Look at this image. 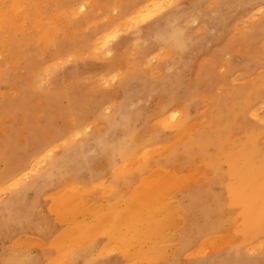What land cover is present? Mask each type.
<instances>
[{"label": "rangeland", "instance_id": "1", "mask_svg": "<svg viewBox=\"0 0 264 264\" xmlns=\"http://www.w3.org/2000/svg\"><path fill=\"white\" fill-rule=\"evenodd\" d=\"M263 39L264 0H0V175L24 167L0 182V264H126L130 243L143 248L138 227L110 233L116 250L101 254L103 243L87 257L56 239L62 196L69 222L93 220L114 182L116 199L156 195L144 247L159 241L169 257L142 264H264ZM169 171L186 184L158 173Z\"/></svg>", "mask_w": 264, "mask_h": 264}, {"label": "bare ground", "instance_id": "2", "mask_svg": "<svg viewBox=\"0 0 264 264\" xmlns=\"http://www.w3.org/2000/svg\"><path fill=\"white\" fill-rule=\"evenodd\" d=\"M88 1H90V0H88ZM172 1V0H171ZM85 2V1H84ZM151 2V1H150ZM161 2H162V0H161ZM89 3V2H88ZM94 3V2H93ZM145 3H147V2H145ZM159 4V3H158ZM155 5V4H154ZM159 5H161V4H159ZM78 7V6H77ZM102 7V6H101ZM146 7V6H145ZM148 7V6H147ZM155 7V6H154ZM153 8V7H152ZM156 8V7H155ZM80 9V8H79ZM75 10H76V8H75ZM78 10V9H77ZM140 10V9H139ZM159 10H160V8H159ZM151 11V10H150ZM156 11V10H155ZM158 11V10H157ZM74 13V12H73ZM72 13V14H73ZM74 15V14H73ZM137 16V15H136ZM126 19V18H125ZM139 19V18H138ZM163 19V18H162ZM136 21V20H135ZM159 24H160V22H159ZM159 26V25H158ZM111 31V30H110ZM107 39V38H106ZM101 40V39H100ZM264 40V39H263ZM101 46V45H100ZM263 57V56H262ZM263 61V60H262ZM259 62V61H258ZM260 63V62H259ZM264 63V62H263ZM258 64V63H257ZM263 68V67H262ZM169 69V68H168ZM257 71V70H256ZM173 77V76H172ZM175 78V77H174ZM173 78V79H174ZM150 80V79H149ZM148 80V82H150ZM260 80V79H259ZM261 81V80H260ZM249 82V81H248ZM41 83V82H40ZM206 83V82H205ZM255 83V82H254ZM257 83V82H256ZM262 83H264V82H262ZM248 85V84H247ZM261 86H263V85H261ZM155 87H156V85H155ZM169 87V86H168ZM173 87V86H172ZM170 88V87H169ZM247 88V87H246ZM148 89V88H147ZM168 89V88H167ZM254 89V88H253ZM257 88H255V90H256ZM153 90V89H152ZM252 90V89H251ZM158 91H159V89H158ZM264 91V90H263ZM145 93H147V92H145ZM259 93V92H258ZM203 94V93H202ZM249 94V93H248ZM263 94V93H262ZM229 95V94H228ZM252 95H253V92H252ZM161 96V95H160ZM175 96V95H174ZM196 96V95H195ZM249 96V95H248ZM256 96V95H255ZM258 96V95H257ZM263 96V95H262ZM251 97V96H250ZM264 97V96H263ZM176 98V97H175ZM207 98V97H206ZM164 99V98H163ZM162 99V100H163ZM198 99V98H197ZM225 99V98H224ZM224 99H222V100H224ZM247 99H249V98H247ZM255 99H257V98H255ZM254 99V100H255ZM160 100V99H159ZM196 100V99H195ZM194 100V101H195ZM199 100V99H198ZM246 100V99H245ZM156 101V100H155ZM183 101V100H182ZM186 101V100H185ZM240 101V100H239ZM253 101V100H252ZM257 101V100H256ZM180 102V101H179ZM221 102V101H220ZM168 103H170V102H168ZM182 104V103H181ZM194 104V103H193ZM180 105V104H179ZM187 105V104H186ZM249 105V104H248ZM251 105V104H250ZM142 106V105H141ZM208 106V105H207ZM229 106V105H228ZM243 105H241V107H242ZM179 107H183V106H179ZM235 107V106H234ZM239 107V106H238ZM165 109V108H164ZM205 109V108H204ZM235 109V108H234ZM239 109V108H238ZM181 110H183V109H181ZM153 112V111H152ZM166 112V111H165ZM197 112V111H196ZM249 113V112H248ZM165 114V113H164ZM172 114V113H171ZM203 114V113H202ZM201 114V115H202ZM251 114V113H250ZM2 114H0V116H1ZM178 115V114H177ZM177 115H175L176 117H177ZM182 115V114H181ZM180 115V116H181ZM143 116H144V114H143ZM160 116V115H159ZM189 116H190V114H189ZM200 116V115H199ZM250 116V115H249ZM145 117V116H144ZM185 117V116H184ZM184 117H183V119H184ZM197 117V116H196ZM4 118V117H3ZM6 118V117H5ZM8 118V117H7ZM70 118V117H69ZM146 118V117H145ZM178 118V117H177ZM180 119V118H179ZM181 120V119H180ZM201 120V119H200ZM207 120V119H206ZM159 121V120H158ZM163 121V120H162ZM165 121V120H164ZM170 121V120H169ZM205 121V120H204ZM66 122V121H65ZM192 122V121H191ZM199 122V121H198ZM208 122V121H207ZM67 123V122H66ZM69 123V122H68ZM84 123V122H83ZM193 123V122H192ZM195 123V122H194ZM201 123V122H200ZM199 123V125H201ZM220 123V122H219ZM222 123V122H221ZM136 124V123H135ZM196 124V123H195ZM151 125V124H150ZM181 125H182V123H181ZM198 125V126H199ZM69 126H71V124L69 125ZM73 126V125H72ZM172 126H174V125H172ZM196 126V125H195ZM205 126V125H204ZM73 127H75V126H73ZM78 127V126H77ZM77 127H75V128H77ZM80 127V126H79ZM150 127V126H149ZM161 127V126H160ZM197 127V126H196ZM202 127V126H201ZM2 128V127H1ZM179 128V127H178ZM177 128V129H178ZM190 128H191V126H190ZM189 128V129H190ZM223 128V127H222ZM222 128H220L221 130H222ZM120 129V128H119ZM152 129V128H151ZM170 129V128H169ZM173 129V128H172ZM176 129V130H177ZM187 129V128H186ZM193 129H194V127H193ZM215 129V128H214ZM219 129V130H220ZM73 130V129H72ZM226 130V129H225ZM187 131V130H186ZM223 131H224V129H223ZM255 131V130H254ZM71 132V131H70ZM162 132V131H161ZM160 132V133H161ZM174 132V131H173ZM177 132V131H176ZM179 132H180V130H179ZM74 133V132H73ZM72 133V134H73ZM118 133V132H117ZM185 133V132H184ZM215 133V132H214ZM225 133H226V131H225ZM235 133V132H234ZM68 134V133H67ZM71 134V133H70ZM186 134V133H185ZM216 134V133H215ZM214 134V135H215ZM236 134H237V132H236ZM258 134V133H257ZM138 135V134H137ZM136 135V136H137ZM156 135V134H155ZM224 135H226V134H224ZM255 135V134H254ZM68 136V135H67ZM66 136V137H67ZM69 136H71V135H69ZM231 136V135H230ZM249 136V135H248ZM174 137H175V135H174ZM184 137V136H183ZM245 137V136H244ZM69 138V137H68ZM67 138V139H68ZM185 138V137H184ZM215 138V137H214ZM105 139V138H104ZM159 139V138H158ZM163 139V138H162ZM168 139V138H167ZM219 139V138H218ZM223 139V138H222ZM72 140V139H71ZM138 140V139H137ZM151 140V139H150ZM155 140H157L156 138H155ZM160 140V139H159ZM178 140V139H177ZM242 140V139H241ZM244 140V139H243ZM104 141V140H103ZM158 141V140H157ZM54 142V141H53ZM146 142V141H145ZM147 142H149V141H147ZM146 142V143H147ZM163 142H164V140H163ZM166 142V141H165ZM169 142V141H168ZM171 142V141H170ZM145 143V144H146ZM202 143V142H201ZM232 143V142H231ZM235 143V142H234ZM50 144V143H49ZM48 144V145H49ZM163 144V143H162ZM227 144V143H226ZM236 144V143H235ZM239 144V143H238ZM52 145H54V144H52ZM161 145V144H160ZM189 145V144H188ZM187 145V146H188ZM152 146V145H151ZM180 146V145H179ZM178 146V147H179ZM219 146V145H218ZM231 146V145H230ZM153 147V146H152ZM227 147V146H226ZM260 147V146H259ZM166 148V147H165ZM180 148V147H179ZM189 148V147H188ZM195 148V147H194ZM207 148V147H206ZM229 148V147H228ZM44 149V148H43ZM42 149V150H43ZM50 149V148H49ZM52 149V148H51ZM163 149V148H162ZM175 149H176V147H175ZM191 149H192V147H191ZM212 149H214V148H212ZM227 149V148H226ZM139 150V149H138ZM149 150V149H148ZM165 150V149H164ZM210 150H211V148H210ZM209 150V151H210ZM225 150V149H224ZM241 150H243V149H241ZM155 151V150H154ZM154 151H151V152H154ZM163 151V150H162ZM188 151V150H187ZM191 151V150H190ZM70 152V151H69ZM135 152V151H134ZM185 152V151H184ZM218 152V151H217ZM250 153H251V151H249ZM39 153V152H38ZM47 153V152H46ZM50 153V152H49ZM194 153H196V152H194ZM219 153V152H218ZM141 154V153H140ZM174 154H177V153H173V155ZM230 154V153H229ZM35 155V154H34ZM115 155H117V154H115ZM136 155H137V153H136ZM142 155V154H141ZM154 155V154H153ZM171 155V154H170ZM170 155H168V156H170ZM186 155V154H185ZM207 155V154H206ZM50 156V155H49ZM62 156H64V155H62ZM133 156V155H132ZM200 156V155H199ZM205 156V155H204ZM45 157V156H44ZM140 157V156H139ZM153 157V156H152ZM184 157V156H183ZM194 157V156H193ZM202 157H203V155H202ZM34 158V157H33ZM32 158V159H33ZM42 158V157H41ZM115 158V157H114ZM118 158V157H117ZM126 158H128V157H126ZM130 158V157H129ZM154 158V157H153ZM158 158H160V157H158ZM157 158V159H158ZM171 158L173 159V156H171ZM124 159V158H123ZM151 159V158H150ZM162 159H164V158H162ZM175 159V158H174ZM180 159V158H179ZM178 159V160H179ZM185 159V158H184ZM199 159V158H198ZM39 160H41V159H39ZM142 160V159H141ZM167 160V159H166ZM176 160V159H175ZM182 160V159H181ZM14 161V160H13ZM152 161V160H151ZM180 161V160H179ZM196 161V160H195ZM200 161V160H199ZM198 161V162H199ZM44 162V161H43ZM123 162H125V161H123ZM132 162H133V160H132ZM153 162V161H152ZM155 162V161H154ZM176 162V161H175ZM182 162V161H181ZM201 162V161H200ZM256 162V161H255ZM255 162H253V163H255ZM40 163V162H39ZM56 163V162H55ZM64 163V162H63ZM129 163V162H128ZM167 163V162H166ZM202 163V162H201ZM33 164V163H32ZM46 164V163H45ZM44 164V165H45ZM189 164V163H188ZM191 164V163H190ZM189 164V165H190ZM193 164H194V162H193ZM28 165V164H27ZM26 165V166H27ZM43 165V166H44ZM105 165V164H104ZM115 165V164H114ZM113 165V166H114ZM117 165V164H116ZM115 165V166H116ZM124 165V164H123ZM130 165H131V163H130ZM134 165V164H133ZM171 165V164H170ZM182 165V164H181ZM184 165V164H183ZM186 165V164H185ZM220 165V164H219ZM218 165V166H219ZM55 166V165H54ZM114 166V167H115ZM140 166V165H139ZM169 166V165H168ZM197 166V165H196ZM229 166V165H228ZM244 166V165H243ZM37 167V166H36ZM113 167V168H114ZM175 167V166H174ZM206 167V166H205ZM42 168H44V167H42ZM55 168V167H54ZM73 168V167H72ZM167 168V167H166ZM186 168V167H185ZM210 168V167H209ZM218 168V167H217ZM228 168V167H227ZM233 168V167H232ZM259 168V167H258ZM23 169H24V167H18L17 169H12V170H9L8 171V173H6V174H3V175H0V182L1 183H3V182H8V180H9V178L12 176V175H19L22 171H23ZM36 169V168H35ZM71 169V168H70ZM74 170H76V171H78V169H79V167L78 166H75L74 168H73ZM110 169V168H109ZM206 169V168H205ZM211 169V168H210ZM235 169V168H234ZM40 170V169H39ZM53 170H55V169H53ZM63 170V169H62ZM83 170V169H82ZM86 170V169H85ZM170 170H171V168H170ZM182 170V169H181ZM257 170V169H256ZM35 171V170H34ZM49 171H51V170H49ZM89 171V170H88ZM112 171V170H111ZM218 171V170H217ZM15 172H16V174H15ZM20 172V173H19ZM90 173L92 172V171H89ZM95 173H93V175H99L101 172H98V169L97 170H95L94 171ZM145 172V171H144ZM147 172H148V170H147ZM167 172V171H166ZM219 172H220V170H219ZM229 172V171H228ZM49 173V172H48ZM116 173V172H115ZM155 173H157V171L155 170ZM159 173V175H161L162 177H166V175L167 176H170V178L169 179H172L173 178V181H175L176 183H178V185H179V187H181L182 185H184V184H186L185 182V178H183V177H181V176H179L178 177V175H177V177H174L176 174L175 173H171L170 171L168 172V173H166V174H164L163 172H158ZM191 173V172H190ZM207 173V172H206ZM215 173V172H214ZM253 173V172H252ZM123 174V173H122ZM175 174V175H174ZM183 174H184V172H183ZM209 174H210V172H209ZM209 174H207L208 176H209ZM216 174V173H215ZM225 174V173H224ZM234 174V173H233ZM255 174V173H254ZM23 175V174H22ZM28 175V174H27ZM33 175V174H32ZM47 175V174H46ZM51 175H52V173H51ZM80 175V174H79ZM92 175V176H93ZM158 175V174H157ZM213 175V174H212ZM235 175V174H234ZM21 176V175H20ZM64 176V175H63ZM81 176V175H80ZM107 176V175H106ZM136 176V175H135ZM205 176H206V174H205ZM204 176V177H205ZM227 176V175H226ZM150 177V176H149ZM148 177V178H149ZM160 177V176H159ZM162 177H161V181H163L162 180ZM193 177V176H192ZM215 177V176H214ZM225 177V176H224ZM255 177H257V176H255ZM16 178V177H15ZM20 178V177H19ZM38 178V177H37ZM51 178H53V177H51ZM57 178H58V176H57ZM68 178V177H67ZM95 178V177H94ZM101 178V177H100ZM144 178V177H143ZM152 178H155L154 177V174H153V176H152ZM198 178V177H197ZM211 178V177H210ZM230 178H231V176H230ZM45 179H46V177H45ZM77 179H79V177L77 178ZM134 179V178H133ZM207 179V178H206ZM223 179V178H222ZM229 179V178H228ZM37 180V179H36ZM47 180V179H46ZM122 180H123V178H122ZM130 180V179H129ZM166 180V179H165ZM197 180V179H196ZM210 180V179H209ZM256 180H258V178L256 179ZM17 181V180H16ZM48 181V180H47ZM59 181V180H58ZM144 181V180H143ZM150 181V180H149ZM151 181H153V179L151 180ZM160 181V182H161ZM172 181V180H171ZM225 181V180H224ZM56 182V181H55ZM54 182V183H55ZM73 182V181H72ZM142 182V181H141ZM159 182V183H160ZM206 182V181H205ZM209 182V181H208ZM211 182V181H210ZM215 182V181H214ZM217 182V181H216ZM12 183H14V181L12 182ZM50 183V182H49ZM63 183H64V181H63ZM79 183V182H78ZM90 183V182H89ZM123 183H124V181H123ZM148 183V182H147ZM152 183V185H157V184H155L154 182H151ZM175 183V184H176ZM189 183V182H188ZM198 183V182H197ZM202 183V182H201ZM212 183V182H211ZM226 183H228V182H226ZM10 184H11V182H10ZM72 184H74V183H72ZM136 184H138V183H136ZM169 184V183H168ZM195 184V183H194ZM206 184V183H205ZM208 184V183H207ZM213 184V183H212ZM230 184V183H229ZM1 185V184H0ZM6 185V184H5ZM9 185V184H8ZM13 185V184H12ZM15 185V184H14ZM55 185V184H54ZM65 185V184H64ZM75 185V184H74ZM77 185V184H76ZM83 185V184H82ZM81 185V186H82ZM110 185V184H109ZM112 185H114V186H116V188H120L119 186H118V184H117V182H114V183H112ZM141 185V184H140ZM140 185H138V186H140ZM146 185V184H145ZM181 185V186H180ZM211 185V184H210ZM226 185V184H225ZM66 186V185H65ZM108 186V185H107ZM144 186V185H143ZM151 186V185H150ZM241 186V185H240ZM253 186V185H252ZM0 187H2V186H0ZM9 187V186H8ZM45 187H47V186H45ZM62 187V186H61ZM125 187V186H124ZM131 187V186H130ZM160 187H161V185H160ZM183 187V186H182ZM208 187V186H207ZM4 188V187H3ZM116 188H114V187H112L111 186V189H115L113 192H111L110 193V196H118V194H119V191L117 190L116 191ZM122 188V187H121ZM139 188V187H138ZM144 188V187H143ZM147 188V187H146ZM149 188H151V187H149ZM163 188H164V186H163ZM162 188V189H163ZM198 188V187H197ZM201 188V187H200ZM245 188H247V187H245ZM250 188V187H249ZM7 189V188H6ZM137 189V188H136ZM162 189H160V190H162ZM167 189V188H166ZM165 189V190H166ZM190 189H192V188H190ZM253 189V188H252ZM101 190V189H100ZM153 190H154V188H153ZM164 190V189H163ZM162 190V191H163ZM172 190H173V188H172ZM211 190V189H210ZM251 190V189H250ZM41 191V190H40ZM89 191V190H88ZM107 191V190H106ZM135 191H137V190H135ZM152 191V190H151ZM159 191V190H158ZM196 191V190H195ZM225 191V190H224ZM230 191V190H229ZM23 192V191H22ZM131 192V191H130ZM138 192V195L136 196V197H134L133 198V196L131 195V197H125L124 196V198H122V199H116V198H113V197H110V196H108L109 197V203L107 204V206L103 209V211L102 212H100L99 213V215L97 216V217H95V219H93V220H89V221H84L83 219H81V220H78L79 218L76 216V217H74V221L73 222H69V220H70V218L68 217V215H67V213L68 212H65L64 211V205H63V203H62V200H64L65 198H67L68 196H69V194H65V193H67V191H63L62 192V195L63 194H65V196H62L64 199H60L59 201H58V203H57V207H58V211H57V213H58V215H59V219H60V221L63 223L62 224V229H60V231L58 232V237L56 238L57 239V241H59V240H62V238H64V240L62 241V244L61 245H63V246H67V245H70L69 243H71V241H72V239L74 240V243H72V244H74L73 246H72V248L74 247V250L77 252V253H80V252H82V254L85 256V257H87V255L89 254V252H91L92 250H95V249H98V247H99V245H102L103 243H104V245L101 247V254H105V253H107V252H111V250H116V244H118L117 242L115 243V241H114V238L113 239H111L109 242H105L109 237V234L110 233H112L113 234V232H116L118 229H122V230H125V232L128 234L129 233V230H131V229H135V227H138V228H136V230L137 229H139V235L141 234V238H143L144 239V241H143V243H141V241H137V242H140L142 245H143V248L141 247L140 248V250H139V252H136V247H133V245H132V243H130L131 244V246L129 245L128 246V248H127V250H129V252H131V255H133L132 257H131V259L130 260H128L127 261V263L126 264H142V263H144L145 261H147L148 260V262H149V260H153V259H155V260H160V259H166V258H168L169 257V255H168V253H166V249L168 248H166V246H165V248L166 249H161V247H162V243H160L159 241H156V242H154V243H151V245H149L148 243V246L146 245V247H144V242L151 236L150 234L152 233V232H150V231H144V229H145V226H147V228H149V229H157V226L158 225H154L153 224V221H155V219L156 220H158V213H159V211L160 210H158V208H157V202H156V200H155V203H154V199L153 198H151V197H154V196H156L155 194H154V196H149V197H146V198H144V200L142 199L143 197L141 196V194H142V189L139 191H137ZM203 192H204V189H203ZM207 192V191H206ZM223 192V191H222ZM227 192V191H226ZM31 193V192H30ZM92 193H95V192H87L86 194H90L91 196H92ZM147 193V192H146ZM149 193V192H148ZM155 193V192H154ZM160 193V192H159ZM169 193V192H168ZM180 193V192H179ZM188 193V192H187ZM196 193H198V192H196ZM232 193H233V190H232ZM82 194H83V191H82ZM128 194H130V193H128ZM163 195L165 194V192H163L162 193ZM201 194V193H200ZM207 194V193H206ZM206 194H204L205 196H206ZM210 194V193H209ZM223 194H225V193H223ZM76 195V194H75ZM143 195H145V194H143ZM168 195V194H167ZM179 195V194H178ZM220 195V194H219ZM52 196V195H51ZM76 196H79V195H76ZM123 196V195H122ZM161 195H159L158 197H160ZM197 196L196 194L195 195H193V197H192V202H194V200H196V198L195 197ZM222 196V195H221ZM226 196V195H225ZM264 196V195H263ZM53 197V196H52ZM58 197V196H57ZM85 197V196H84ZM98 197V196H97ZM97 197H90V201L92 202V201H95V200H97L98 198ZM138 197H140V198H138ZM162 197H164V196H162ZM165 197H166V194H165ZM170 197V196H169ZM233 197V196H232ZM250 197V196H249ZM119 198V197H118ZM199 198V197H198ZM209 198V197H208ZM221 198V197H220ZM72 199V198H71ZM84 198H83V195H80V200L79 201H77L76 202V204H75V210H77V209H83L82 208V205H83V203H82V201H84L83 200ZM142 199V200H141ZM157 199V198H156ZM159 199L160 200H162L163 201V199H161V198H158L157 200L159 201ZM167 199H170V198H167ZM223 199V198H222ZM77 200V199H76ZM134 200H140V201H138V202H133ZM172 200V199H171ZM198 200V199H197ZM196 200V201H197ZM224 200H225V198H224ZM105 201V200H104ZM166 201V200H165ZM181 201V200H180ZM205 201V200H204ZM210 201V200H209ZM220 201V200H219ZM54 202H55V198H54ZM97 202V201H96ZM101 202V201H100ZM139 202L142 204L141 206L143 207L145 204H150L149 206H145V208H147L148 207V209H147V212L144 214V218L143 219H140L139 217H138V213H141V212H139V211H141V209H142V207L141 206H139ZM191 202V201H190ZM200 202V201H199ZM202 202V201H201ZM15 203H17V202H15ZM102 203V202H101ZM126 203V206H124L123 204H125ZM152 203H154V204H152ZM166 203V202H165ZM173 203V202H172ZM189 203V202H188ZM196 203V202H195ZM198 203V202H197ZM205 203H207L208 204V202H205ZM204 203V204H205ZM214 203V202H213ZM69 204V203H68ZM85 204V203H84ZM87 204H88V202H87ZM95 204V203H94ZM160 204H161V201H160ZM174 204H176V207H179V205H178V202H176V203H174ZM201 204V203H200ZM204 204H203V206H204ZM222 204V203H221ZM55 205V204H54ZM184 205V204H183ZM241 205V204H240ZM51 206V205H50ZM191 206V205H190ZM220 206V205H219ZM56 207V208H57ZM159 207V206H158ZM168 207V206H167ZM176 207H175V211H177V209H176ZM196 207L197 206H195V208L194 209H196ZM218 207V206H217ZM252 207H254V205L252 206ZM52 208V207H51ZM55 208V209H56ZM92 208V207H91ZM207 208V207H206ZM206 208H205V210H206ZM208 208H210V207H208ZM212 208V207H211ZM70 209V208H69ZM89 209V208H88ZM173 209V208H172ZM215 209V208H214ZM100 210V209H99ZM164 210H166V209H164ZM168 210H169V208H168ZM174 210V209H173ZM185 210V209H184ZM186 210H188V206H187V209ZM190 210V209H189ZM191 210H192V207H191ZM163 211V210H162ZM230 211V210H229ZM264 211V210H263ZM168 212V211H167ZM198 212H199V209H198ZM228 212V211H227ZM87 213V212H86ZM85 213V214H86ZM144 213V212H143ZM172 213V212H171ZM187 213H188V211H187ZM205 213V212H204ZM214 213H216L215 212V210H214ZM264 213V212H263ZM70 214H71V212H70ZM77 214V213H76ZM82 214V213H81ZM178 214V213H177ZM176 214V215H177ZM197 214V213H196ZM201 214V213H200ZM203 214V213H202ZM212 214V213H211ZM219 214H221V213H219ZM223 214V213H222ZM73 215H75V214H73ZM167 215V214H166ZM175 215V214H174ZM189 215V214H188ZM205 215V214H204ZM96 216V215H95ZM151 216H153V217H151ZM171 216H172V214H171ZM197 216V215H196ZM202 216V215H201ZM85 217H87V216H84V218ZM167 217V216H166ZM166 217H165V221L166 222H168L167 220H166ZM173 217V216H172ZM176 217H178V216H176ZM181 217V216H180ZM180 217H178V221H179V218ZM216 217V216H215ZM222 217V216H221ZM230 217H231V215H230ZM229 217V218H230ZM42 221H43V219H45V217L44 216H40L39 217ZM155 218V219H154ZM169 218V217H168ZM204 218V217H203ZM206 218V217H205ZM211 218V217H210ZM232 218V217H231ZM11 219H13V217L11 218ZM173 219H175L174 217H173ZM212 220V219H211ZM21 221V220H20ZM143 222L141 225H140V222ZM159 221V220H158ZM174 221V220H173ZM194 221H195V219H194ZM223 221V220H222ZM221 221V222H222ZM156 222V221H155ZM165 222V223H166ZM170 222V221H169ZM198 222V221H197ZM212 222V221H211ZM210 222V223H211ZM214 222V221H213ZM163 223V222H162ZM164 223V224H165ZM174 223V222H173ZM176 223V222H175ZM174 223V224H175ZM188 223V222H187ZM218 223V222H217ZM42 224V223H41ZM145 224V225H144ZM156 224V223H155ZM158 224V223H157ZM160 224V223H159ZM170 224V223H169ZM178 224V223H177ZM186 224V223H185ZM213 224V223H212ZM194 225V224H193ZM199 225V224H198ZM200 225H201V221H200ZM199 225V226H200ZM215 225V224H214ZM45 227H47V228H49V226H46V225H44ZM152 226H154V227H152ZM160 226V225H159ZM209 226V225H208ZM230 226V225H229ZM45 227H43V228H45ZM216 227V226H215ZM263 227V226H262ZM163 228H165V227H163ZM173 228V227H172ZM46 229V228H45ZM159 229V228H158ZM168 229H169V227L167 228V229H165L166 231H164L163 230V232H169L168 231ZM186 229H188V228H186ZM202 229V228H201ZM225 229V228H224ZM261 229V228H260ZM170 230H171V228H170ZM180 230V229H179ZM263 230V229H262ZM183 231H185V230H183ZM132 232V231H131ZM229 232V231H228ZM25 233V232H24ZM125 233V234H126ZM153 233H154V231H153ZM158 233V232H157ZM167 233H163V234H167ZM175 233V232H174ZM173 233V234H174ZM181 233V232H180ZM258 233V232H257ZM25 234H27L28 235V233H25ZM24 234V235H25ZM155 234V233H154ZM169 234V233H168ZM171 234V233H170ZM217 234H219V233H217ZM24 235H22V236H24ZM35 235V234H34ZM33 235V236H34ZM119 235V234H118ZM132 235V234H131ZM138 235V234H137ZM198 234H197V232H195V231H192L190 234H187V233H183V235L181 236V240L180 241H182L183 240V238H187L188 239V245L190 244V242H191V240L193 239V237H196ZM209 235V234H208ZM19 236V235H18ZM17 236V237H18ZM21 236V239L23 240H21L22 242H24V241H26V239H28V240H31L32 239V237L31 236H27V238H26V235L24 236V237H22ZM100 236H102V237H104V242L102 241V243H98V241H99V239H100ZM117 236V235H116ZM168 236V235H167ZM171 236V235H170ZM178 236V235H177ZM212 236V235H211ZM39 237V236H38ZM118 237V236H117ZM119 237H120V235H119ZM121 237H123V235H121ZM128 237V236H127ZM132 237V239L135 237H137L136 235L133 237V236H131ZM164 237V236H163ZM162 237V238H163ZM166 237V236H165ZM179 237V236H178ZM228 237V236H227ZM259 237V236H258ZM134 238V239H135ZM139 238V237H138ZM140 238V239H141ZM158 238V237H157ZM231 238V237H230ZM253 238V237H252ZM260 238H261V236H260ZM152 239V238H151ZM164 239V238H163ZM198 239H200V238H198ZM229 239V238H228ZM233 239V238H232ZM19 241L18 242H20V239H18ZM35 240V239H34ZM33 240V242L32 241H29V243H35L38 239H36V241H34ZM129 240V239H128ZM216 240V239H215ZM259 240H261V239H259ZM17 241V240H16ZM69 242V243H67L66 244V242ZM117 241V240H116ZM127 241V240H126ZM147 241H149V240H147ZM154 241V240H153ZM226 241V240H225ZM28 242V241H27ZM86 243V244H82V243ZM136 241H135V244L137 243ZM174 242H175V240H174ZM254 242V241H253ZM25 244H26V242H24ZM122 243V242H121ZM128 243V242H127ZM176 244V243H175ZM174 244V246H176ZM180 244H181V242H180ZM185 244H186V242H185ZM220 244V243H219ZM17 246V243L16 244H14V246ZM123 245H124V243H123ZM203 245V244H202ZM216 245V244H215ZM223 245H225V244H223ZM222 245V246H223ZM248 245V244H247ZM247 245H246V247H247ZM120 246V245H119ZM118 246V247H119ZM217 246V245H216ZM255 246V245H254ZM212 247V246H211ZM242 247V246H241ZM119 248H122V247H119ZM133 250H132V249ZM172 248V250H173V248L174 247H171ZM206 248V247H205ZM145 249V250H144ZM208 249V248H207ZM89 250H91V251H89ZM170 250V249H169ZM133 251V252H132ZM167 251H168V249H167ZM175 251V250H174ZM198 251V250H197ZM204 251V250H203ZM99 252V251H98ZM119 252V251H118ZM108 253V254H109ZM192 253V252H191ZM193 253H195V252H193ZM107 254V255H108ZM189 254V253H188ZM121 255H123V254H121ZM177 255V254H176ZM89 256V255H88ZM124 257V256H123ZM127 258V257H126ZM92 259V258H91ZM169 260V259H168ZM125 262V261H124ZM151 263V262H150Z\"/></svg>", "mask_w": 264, "mask_h": 264}, {"label": "crops", "instance_id": "3", "mask_svg": "<svg viewBox=\"0 0 264 264\" xmlns=\"http://www.w3.org/2000/svg\"><path fill=\"white\" fill-rule=\"evenodd\" d=\"M119 256H122L121 254H119Z\"/></svg>", "mask_w": 264, "mask_h": 264}]
</instances>
